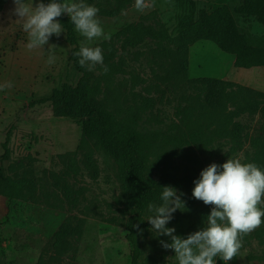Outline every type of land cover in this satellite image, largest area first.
I'll return each mask as SVG.
<instances>
[{
	"label": "rangeland",
	"instance_id": "374dc122",
	"mask_svg": "<svg viewBox=\"0 0 264 264\" xmlns=\"http://www.w3.org/2000/svg\"><path fill=\"white\" fill-rule=\"evenodd\" d=\"M38 2L33 0V6ZM151 2L153 7L138 12L135 0H85L99 9L97 17L111 37L87 45L102 49L107 74L99 65L93 71H77L64 31L59 37L52 35L44 48L29 50L23 21L11 13L13 0H6L0 10V85H12L0 91V157L6 142L5 175L22 183V197L0 193V264H132L126 225L135 200L133 188L96 142L80 147L85 118L71 114L74 104L39 102L56 90L80 82L97 86L95 100L107 109L136 113L143 132L176 138L150 158L144 175L152 187L169 178L184 194L186 210L178 209L166 225L182 238L206 227L212 209L192 196L194 181L204 168L239 159L264 170V67L238 66L234 55L195 30L185 32L184 42L177 28L190 18L196 20L203 10L213 12L225 5L248 39L264 36V23L244 14L246 0ZM129 24L166 28L170 38L143 34L136 39ZM76 34L82 43L85 38ZM49 45H55L51 65ZM183 77L188 82L181 83ZM197 78L234 85L217 99L211 86L192 81ZM247 89L256 93L247 96ZM6 188L0 181V192ZM161 203L159 198L152 204ZM150 215L147 208L142 233L133 235L138 264H178L174 250L160 244L170 238L150 231ZM215 264L225 262L216 257ZM227 264H264V223L242 238L237 256Z\"/></svg>",
	"mask_w": 264,
	"mask_h": 264
},
{
	"label": "clouds",
	"instance_id": "9594fccd",
	"mask_svg": "<svg viewBox=\"0 0 264 264\" xmlns=\"http://www.w3.org/2000/svg\"><path fill=\"white\" fill-rule=\"evenodd\" d=\"M11 13L22 23V29L28 36L29 50L44 48L52 35L57 37L63 32L58 17L68 14L84 41L78 52L81 67L89 71L99 65L107 74L108 67L104 64L102 49L87 46L99 39H110L105 34L97 17L99 9L85 3V0H50L49 3L39 0L33 6V0H13ZM151 0H135V9L143 12L153 7ZM122 15L127 13L122 10ZM53 46L49 45L48 64L55 62ZM11 83L0 85V91L11 88ZM193 198L211 205L212 209L206 219V227L190 233L186 238L175 235L174 227L166 225L173 219V214L179 209L186 210L184 195L172 186H163L159 206L149 203L148 210L153 213L147 220L150 231L156 236H167L171 242L160 241L164 249H173L178 264H215L219 257L227 264L237 256L242 247V238L251 234L264 223V170L254 162L242 163L239 159H228L222 165L211 163L204 168L200 177L194 181ZM141 232L139 225H133Z\"/></svg>",
	"mask_w": 264,
	"mask_h": 264
},
{
	"label": "trees",
	"instance_id": "16d2710c",
	"mask_svg": "<svg viewBox=\"0 0 264 264\" xmlns=\"http://www.w3.org/2000/svg\"><path fill=\"white\" fill-rule=\"evenodd\" d=\"M5 2L6 0H0V10ZM43 2L49 3L50 0H43ZM60 2L62 1L60 0ZM242 11L246 15L257 16L264 23V0H246ZM57 19L62 24L63 31L66 34V42L71 46L70 58L72 63L77 71L83 72V67L78 62L79 57L74 55L81 46L74 24L64 14ZM189 20L188 24L181 22L182 29H180V23L177 27L179 35L184 37V42L187 41L185 32L190 29L195 30L197 33H201L205 39L216 43L220 49L234 55L238 66L243 68L264 67V36L248 39L243 35L227 5L213 12L203 10L196 20L193 18ZM128 27L136 33V39H139L140 35L143 34L159 40L170 38L169 31L166 28L155 30L134 24H129ZM192 81L211 86L212 95L215 94L217 99L225 97L227 95L226 89L234 85L230 81L213 78H197L192 79ZM186 82H188V78L183 77L181 83ZM98 90L97 86L93 87L80 82L75 86L56 90L49 98L39 102L48 100L54 106L74 104L75 106L70 110L71 114H79L85 118L80 147H88L91 142H96L115 160L125 179L133 188L135 200L126 228L128 229L127 238L132 243V264H138L139 247L136 239L133 238L137 229L133 225L138 224L140 228L143 222V214L149 203L152 204L160 198L163 186H171L169 178H161L154 187L150 186L145 180L144 171L150 158L157 153L161 146L166 143H176V138L162 132H143L139 129L136 113L122 115L119 112L107 109L101 102H97L95 96ZM254 93H256L254 89H247V96ZM3 147L5 150L0 157V181L6 182L7 188L0 193H4L5 196L11 199L22 197V183L13 181L5 175V167L2 163L8 159L6 142H4ZM71 231L75 232L72 229ZM76 231L80 233L81 228ZM62 239L63 230H61L56 244L58 249H60Z\"/></svg>",
	"mask_w": 264,
	"mask_h": 264
}]
</instances>
